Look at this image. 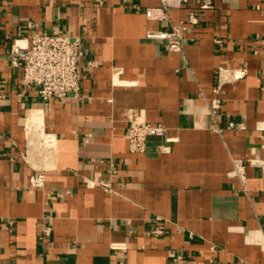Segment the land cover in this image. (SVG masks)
Segmentation results:
<instances>
[{
  "label": "crops",
  "instance_id": "crops-1",
  "mask_svg": "<svg viewBox=\"0 0 264 264\" xmlns=\"http://www.w3.org/2000/svg\"><path fill=\"white\" fill-rule=\"evenodd\" d=\"M172 3L0 0V264H264V0ZM173 25L181 51L146 36ZM41 31L80 38L77 96L22 83L11 45ZM131 120L173 140L132 153Z\"/></svg>",
  "mask_w": 264,
  "mask_h": 264
},
{
  "label": "built area",
  "instance_id": "built-area-1",
  "mask_svg": "<svg viewBox=\"0 0 264 264\" xmlns=\"http://www.w3.org/2000/svg\"><path fill=\"white\" fill-rule=\"evenodd\" d=\"M174 1V0H173ZM183 0H175V4ZM172 0H160V6L144 8L149 19L166 18L165 10L172 6ZM205 6V5H203ZM196 18H192L195 21ZM183 25H173L167 32L162 29H149L146 36L149 38H166L167 47L172 51H181L183 48ZM81 40L78 36H71L62 31L56 32H32L26 34L25 43L15 41L11 45L10 54L13 65L21 69L22 83L25 87L36 89L41 98H63L71 94L77 96L80 91L81 71L85 67L82 54ZM242 72L235 71L234 78ZM125 131V139L128 150L132 153H144L147 142L151 137H164L172 141L162 124H150L144 120H131ZM228 127H243L240 123L229 122ZM259 147L264 149V121L255 124ZM249 163L264 168V158L252 156ZM233 169L231 173L241 182L245 180L244 163L240 158H232ZM29 181L33 186H41L44 183L43 173H34ZM44 233H49L45 227Z\"/></svg>",
  "mask_w": 264,
  "mask_h": 264
},
{
  "label": "bare ground",
  "instance_id": "bare-ground-1",
  "mask_svg": "<svg viewBox=\"0 0 264 264\" xmlns=\"http://www.w3.org/2000/svg\"><path fill=\"white\" fill-rule=\"evenodd\" d=\"M29 125H30V126H34L33 124H29ZM35 126H37V128L41 131L42 128H41L40 123H36V122H35ZM42 136L44 137L43 142H44V143L46 142V143L48 144V143H49V139H47V137H46L44 134H42Z\"/></svg>",
  "mask_w": 264,
  "mask_h": 264
}]
</instances>
